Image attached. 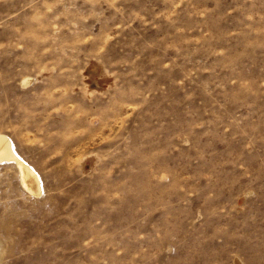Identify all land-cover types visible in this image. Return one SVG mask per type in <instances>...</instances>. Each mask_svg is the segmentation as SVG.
Returning a JSON list of instances; mask_svg holds the SVG:
<instances>
[{
  "label": "rangeland",
  "instance_id": "1",
  "mask_svg": "<svg viewBox=\"0 0 264 264\" xmlns=\"http://www.w3.org/2000/svg\"><path fill=\"white\" fill-rule=\"evenodd\" d=\"M0 132V264H264V0H0Z\"/></svg>",
  "mask_w": 264,
  "mask_h": 264
},
{
  "label": "bare ground",
  "instance_id": "2",
  "mask_svg": "<svg viewBox=\"0 0 264 264\" xmlns=\"http://www.w3.org/2000/svg\"><path fill=\"white\" fill-rule=\"evenodd\" d=\"M28 81L29 78L25 77L22 79V84ZM4 161L13 162L16 165L19 181L23 188L33 195L41 193V179L37 171L18 154L11 138L0 132V162Z\"/></svg>",
  "mask_w": 264,
  "mask_h": 264
}]
</instances>
